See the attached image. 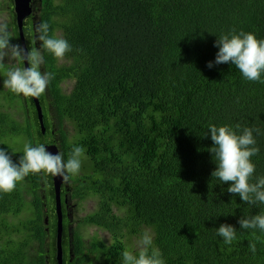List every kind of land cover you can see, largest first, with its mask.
<instances>
[{
  "label": "trees",
  "instance_id": "1",
  "mask_svg": "<svg viewBox=\"0 0 264 264\" xmlns=\"http://www.w3.org/2000/svg\"><path fill=\"white\" fill-rule=\"evenodd\" d=\"M0 3L11 43L21 45L13 0ZM31 3L21 25L26 49L40 47L31 29L41 22L72 47L62 61L40 48L41 72L55 74L35 98L45 133L52 130L65 161L73 146H83L85 155L67 181L29 173L12 192H0V264H57L55 196L62 264H123V250L135 248L145 229L164 264H264V231L238 222L264 214V204L241 201L211 176L217 160L208 131L253 129L259 152L250 157L252 182L264 177V72L249 81L235 65L215 63L222 34L264 39V0ZM19 66L4 63L0 79ZM35 106L34 97L0 85V148L13 162L25 144H42ZM10 137H21L23 147L14 150ZM67 202L69 209L85 202L93 209L74 220ZM222 223L236 229L231 244L218 234ZM80 225L110 240L94 232L85 238Z\"/></svg>",
  "mask_w": 264,
  "mask_h": 264
},
{
  "label": "clouds",
  "instance_id": "2",
  "mask_svg": "<svg viewBox=\"0 0 264 264\" xmlns=\"http://www.w3.org/2000/svg\"><path fill=\"white\" fill-rule=\"evenodd\" d=\"M34 43L40 41V47H31L25 51L19 44L11 43L7 20L0 18V66L7 60L20 61L22 66L9 69L5 72L6 79L3 86L15 94L25 97L41 96L54 73L41 72L43 56L40 48L52 53L58 61H62L66 53L72 51L71 45L63 37L49 36V24L41 22L31 29ZM218 52L215 63H231L249 81H260L264 72V39L258 40L253 33L221 35L215 42ZM27 61L28 67H24ZM213 62L208 63L211 68ZM237 124L236 128L239 129ZM212 145L209 151L215 155L217 163L211 176L217 177L223 183H228L227 191L238 194L241 201L247 204H264V177L252 182L255 165L250 157L258 154L255 146L253 129L245 127L242 134H237L228 125L209 126ZM257 133L259 132L256 129ZM85 155L83 146H73L68 159L65 161L62 154L51 153L45 144L31 146L25 144L23 155L18 163L13 162L11 156L0 148V192H12L17 182L22 181L29 173H44L59 176L67 181L70 176L78 174L82 157ZM56 206V202H55ZM240 228L264 231V214H257L249 218L239 219ZM57 228V214H56ZM218 234L226 244L236 239V229L230 224H220ZM250 250L255 253L254 243L249 244ZM63 254V252H62ZM56 256V254H55ZM123 264H164L160 250L153 245V233L145 229L136 241L135 248L126 247L122 252ZM57 262V260H56ZM58 264V262H57Z\"/></svg>",
  "mask_w": 264,
  "mask_h": 264
},
{
  "label": "water",
  "instance_id": "3",
  "mask_svg": "<svg viewBox=\"0 0 264 264\" xmlns=\"http://www.w3.org/2000/svg\"><path fill=\"white\" fill-rule=\"evenodd\" d=\"M32 0H13L14 3V11L16 14V20H17V24H18V28H19V38H20V46L22 48L25 49V51H27L26 49V45L24 42V37H23V33H22V20L24 17H27L31 11H32ZM24 67H28L27 61H24ZM36 97H34L35 100V108H36V112H37V118H38V122H39V128L40 131L42 133V144L46 145V148L48 151H50L53 154H56L58 151L56 144H55V140L53 137V132L51 129L48 128V134L47 135L45 133V124L46 121L43 122V112H42V108L40 106V104L37 102V99H35ZM55 178L59 179L61 177L59 176H54ZM56 179V180H57ZM57 195V194H56ZM55 202H56V214H57V236H56V260L58 262V264H62V247H61V211H60V200L58 196H55Z\"/></svg>",
  "mask_w": 264,
  "mask_h": 264
},
{
  "label": "rangeland",
  "instance_id": "4",
  "mask_svg": "<svg viewBox=\"0 0 264 264\" xmlns=\"http://www.w3.org/2000/svg\"><path fill=\"white\" fill-rule=\"evenodd\" d=\"M1 1V0H0ZM0 18H4L7 20V23L9 22V16L7 15V12L5 9L2 8L1 3H0ZM7 66L10 65H15L16 61L15 60H7V58H5V62H4ZM71 83V82H70ZM16 115V113H15ZM7 142L10 144V146L14 149V150H18L20 148L23 147L24 145V141L21 137H10ZM88 202H85V204L80 207V208H76L75 205H72V207L69 209L70 203L67 202V208L68 211H70L72 217L74 218V220H77L79 217L84 216L85 214H87L89 212V210L93 209L92 207H89V204H87ZM95 205V203H92V206ZM79 228H82V233L84 234L85 238H88L90 236H92V233L95 232L97 234H99L100 236H102L106 241L110 240V237L107 233L100 231L98 229H96L93 226H88V225H80ZM98 231V232H97ZM53 264V263H51Z\"/></svg>",
  "mask_w": 264,
  "mask_h": 264
},
{
  "label": "flooded vegetation",
  "instance_id": "5",
  "mask_svg": "<svg viewBox=\"0 0 264 264\" xmlns=\"http://www.w3.org/2000/svg\"><path fill=\"white\" fill-rule=\"evenodd\" d=\"M1 2V1H0ZM0 74H4L3 72H1ZM4 79H6V78H2V79H0V85L2 84L3 85V80ZM3 88H5L4 86H3ZM98 232V231H97ZM95 233V232H94ZM94 233H92V236L94 235Z\"/></svg>",
  "mask_w": 264,
  "mask_h": 264
}]
</instances>
